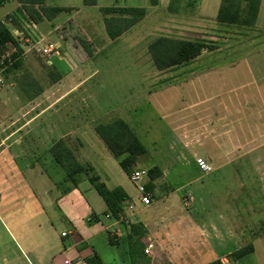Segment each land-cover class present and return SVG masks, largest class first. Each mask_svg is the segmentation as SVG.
<instances>
[{"label": "crops", "instance_id": "obj_1", "mask_svg": "<svg viewBox=\"0 0 264 264\" xmlns=\"http://www.w3.org/2000/svg\"><path fill=\"white\" fill-rule=\"evenodd\" d=\"M70 10L69 13L74 11ZM23 13L17 2H10L0 8V22L12 32L23 50L18 60L21 64L13 71L16 74L14 90L19 89L26 99L19 96L17 104L20 101L18 106L28 105L36 113L31 112L30 117L16 115L20 129L2 132L3 138L14 140L10 144L1 143L0 147L12 146L20 154L15 156L14 166L0 168L3 185L12 188L0 201L37 203L32 218L41 220L32 229H20V236L14 237L12 244L0 247V264H67L69 260H82L87 264H211L215 261L264 264V0H261L254 38L239 34L238 45H232L229 42H233L235 36L229 35L227 42L232 46L228 51L244 52V55L228 66L230 73L228 78L222 79V86L229 84L230 74L245 78L239 87L240 94L235 93L236 89L222 94L221 115L215 116L213 111V104L220 98L205 91L213 89L215 74L223 68H196L190 71L189 77L181 79L176 75L180 67L163 73L157 71L162 77L149 85L145 94L149 97L140 102L164 116L170 115L174 108L184 107L186 102L179 94L182 86L190 85L193 101H189V107L192 113L195 112L192 115L194 122L187 127L192 138L189 145L194 149L206 147L204 155L197 150L195 154L212 165V173H203L195 166V179L190 184L195 187L178 199L165 191L167 181L164 179L168 174L166 169L160 168L162 176L153 182V189L149 191L153 203L147 207L141 203L131 176V186L119 182L110 187L99 169L90 166L110 191L121 188L128 195L129 202L118 220L108 212L105 202L85 175L77 185L68 180L51 150L63 140L78 163L87 167L89 136L97 134V123L121 119L135 132L130 118L140 103L136 106L133 95L125 94L127 86H119L111 74L107 80L99 77L102 70L99 65L103 63L99 54L107 51L109 55L120 54L118 47L128 41V34L113 42L104 34L95 36L84 30L85 35L72 42H57L63 54L49 64L47 59L25 46L31 41L30 34L36 37L53 35L56 27L52 31L49 27L55 24L46 21L36 25L23 19ZM78 25L85 27L84 23ZM78 40L90 45L92 55L83 50ZM123 47L125 56L131 58L134 48ZM99 48L106 50L101 52ZM31 52L36 53L38 64L25 72L24 61L33 54ZM109 69H105L106 73ZM5 70L0 71L3 94L7 87ZM136 70L144 73L146 69L143 66ZM50 72L61 76V80L55 83ZM26 74L36 82L34 90L27 88L30 96L21 87V79ZM246 77L251 80L247 81ZM61 82L64 109L62 119L58 121L52 94L55 89H60ZM122 87L124 93H120ZM119 100L122 103H118ZM203 106L206 109L200 114L196 108ZM184 122L174 124L180 136L183 130L179 127ZM97 148L103 155L101 165L109 166V150L104 142H98ZM111 163L113 168L115 162ZM224 171H231L234 181L229 180L232 183L228 187L216 192L212 188L207 190L209 186L206 187L205 182L218 179V174ZM148 186L149 177L146 180ZM27 187L31 190L23 191ZM179 190L181 188L173 193ZM150 243L154 244V249L151 255H146ZM247 246L253 247V253L241 259L234 258V253Z\"/></svg>", "mask_w": 264, "mask_h": 264}, {"label": "rangeland", "instance_id": "obj_2", "mask_svg": "<svg viewBox=\"0 0 264 264\" xmlns=\"http://www.w3.org/2000/svg\"><path fill=\"white\" fill-rule=\"evenodd\" d=\"M221 2L222 0H158V5L153 7L150 4V0H96V6H87L84 0H47V6L49 7L74 9V11L69 14L63 13L53 21L55 25L49 27V31H52L54 27H56L53 35L48 34L45 37L44 35H37L39 39H37L34 34H30L28 37H34L36 41H43L44 43L52 42L54 44H57V42L62 44L65 42V44H67L69 40L72 42V39L74 40L76 37L79 38L85 35V31H89V33H93L95 36L104 34L107 37L104 16L100 11L102 8H145L147 11L146 18L132 31L127 33L128 41L126 40L127 42H124L122 45L120 44L118 47L121 53L109 55L107 53L109 51H107L106 53L99 54L98 58H100L101 62L103 61V63H101L102 67L99 65L103 70H100L99 77L107 80V78H109L108 74H111L112 77H114V82L118 83L119 86L125 84L128 91L126 90L125 92L122 87L120 88V93L125 92V94H132L133 98H135L134 104L137 106L138 103L143 102L149 97L145 96L148 92V88L158 82L162 77L160 73L153 69L150 58L147 55L148 46L154 39L167 36L183 40H206L215 43L219 50L215 52H206L196 61L181 66L180 70L177 72L179 74L176 75H178V79H181L189 77L190 71L196 68L224 69L216 72V82L213 89L211 88L205 91V93H214L217 98H220L216 100L215 105L213 104V111L216 116L221 115L223 112V107L220 104L223 99L221 98L222 94L224 95L229 89H236L235 93L237 95L240 94L239 87L242 82H244L242 80L245 78L243 76L230 74L229 84L227 86H222V79L228 78V74L230 73V67L228 66L234 62H238L241 56L244 55V52H237V54L228 51L230 46L238 45V41L234 39L233 42H229L232 45L228 44L229 35L226 34V31L223 30L224 28L217 23L216 18ZM78 23H84L85 27L79 26ZM44 29H46V27H44ZM25 34L27 35V33ZM31 45V43H26L25 48L28 49ZM122 46L134 48V55H132L131 58H127L124 52L125 48H122ZM99 50L103 52L106 49L102 50V48H99ZM34 52H31L33 54H29L26 57L27 59L24 61L23 71L25 70L26 72L28 68L38 64L35 59L36 53ZM61 53L63 54V50ZM143 66L146 69L143 71L144 73H140L141 71L136 70V67ZM14 67L15 64H13L7 72L5 71L6 74H3L6 75L5 80H7V87L5 88V94L2 92L4 89L3 87L1 88L2 91H0V145L5 142L9 144L10 142L13 143L14 139L3 138L2 132H13L20 129L21 124L17 123L15 119L16 115H26L30 117L32 113H36L35 111H31L28 105L18 106L20 101L19 104H17L19 96L23 99L26 98L19 89L16 88V90H14L16 75L15 72H13ZM105 69H109L110 72L106 73ZM131 69H133V72H131ZM2 70L3 69L0 68V71ZM246 78L247 81L251 80L250 77ZM61 84L62 82L60 83V89H55L52 94L53 99H55V118L58 121L62 119L64 109L61 97ZM181 88L182 91L179 95L186 102L182 109L174 108L170 115L168 113L164 116L159 111L155 112L150 109L148 105L140 103L137 106V111L133 113V116L130 118L131 125L135 127V133L147 151L146 156L139 161L136 169L144 170L147 172L148 177L149 170L155 167L166 169L168 178L164 179L167 181V185L164 187L165 191L172 193V197H177L178 199L188 194L195 187V185L191 186L190 184L195 179L196 160L202 159L201 155H204L206 149L205 146V148H202L203 150L199 148L194 149L189 145L192 142V138L190 137L191 131H189L187 127L194 122L192 115L195 111L192 113L189 107V101L192 99L190 96V85H186V87L182 86ZM118 103L122 102L119 100ZM209 108L211 109L212 107L209 106ZM196 109L197 112L203 114L206 107L203 106ZM181 120L185 122L183 125L180 123L181 126L179 129L183 130L180 136V132H176V126L174 124H178ZM100 124L101 123H97L96 126ZM89 137H91V141H89L87 147V166L93 168L97 167L102 178L109 181L110 187H113L119 182H125L131 186L129 177L121 171L122 169L118 162L109 152L107 153L109 156V163L107 162L109 166L101 165L100 161L103 155L98 153L97 143L101 142V144H103V142L97 134H94L93 137ZM196 150L201 155L196 156ZM18 154H20L19 150H16L12 146H1L0 168H2L1 166H7V168H9V166H14L15 156ZM111 162H115L113 163L115 164L113 168ZM93 164L98 166H93ZM218 175V179L212 180L209 178L210 182H205V186H209L207 190L212 188V190L216 192L220 188L228 187L232 183L229 180L234 181L231 176V171H224ZM1 176L2 175H0V199H4L6 194H10L12 188L3 185ZM180 188L181 190L173 193ZM14 190L15 188H13L12 192ZM30 190L31 188L29 187L23 188L25 192ZM13 199H15V197ZM37 208V203L31 201H13L8 203L3 202V200L0 201V247L12 244V242H14L13 238L20 236L18 233L20 229H32L40 222L41 219L32 218Z\"/></svg>", "mask_w": 264, "mask_h": 264}, {"label": "trees", "instance_id": "obj_3", "mask_svg": "<svg viewBox=\"0 0 264 264\" xmlns=\"http://www.w3.org/2000/svg\"><path fill=\"white\" fill-rule=\"evenodd\" d=\"M10 2H17L22 7V10H24L22 14L23 19L36 25L46 21L52 22L59 15L71 11L70 9L60 7H48L46 6V0H0V8ZM84 2L87 6L97 5L96 0H84ZM150 4L155 7L158 5V0H150ZM260 5L261 0H222L216 18L217 23L224 28L223 30L226 31V34L232 37L235 36L234 39H237V41L239 34H242L244 38L253 39ZM101 14L104 16L107 36L113 42H117L146 18L147 11L145 8L138 7H112L102 8ZM17 25L19 26V24ZM78 42L88 55H92V50L88 43L82 40H78ZM218 50L215 43L206 40H183L161 36L149 44L148 55L155 70L163 73L196 61L204 52H215ZM22 51L20 44L14 38L12 32L4 23L0 22V65L3 56L6 52H9L11 61L15 64L13 68V71H15L21 64L18 60ZM11 67H8L5 71L7 72ZM50 77H52L55 83L61 80V76H56L51 72ZM21 81L23 91L30 96L27 88L34 90L33 84L36 82L29 74L23 75ZM35 95H37L36 92ZM96 133L124 173L130 177L139 161L147 153L131 126L121 119H115L106 124L98 125ZM51 154L56 164L65 172L72 184L77 185L82 176L85 175L87 181L90 182L105 202L108 212L114 219L118 220L124 214L125 207L129 202V197L124 190L117 188L110 191L105 184L101 183L100 178L95 174L93 169L89 166L84 167L78 163L74 153L66 145L65 141L61 140L57 142L51 150ZM161 176L162 172L160 168L155 167L149 170L150 186L147 187L148 191L153 189V182ZM253 251L252 246H247L234 253L233 256L236 259H241L250 255ZM211 264H222V262L215 261Z\"/></svg>", "mask_w": 264, "mask_h": 264}, {"label": "built area", "instance_id": "obj_4", "mask_svg": "<svg viewBox=\"0 0 264 264\" xmlns=\"http://www.w3.org/2000/svg\"><path fill=\"white\" fill-rule=\"evenodd\" d=\"M37 39L39 37L37 36ZM34 42V44H33ZM27 44L31 43V50L39 53L41 56H43L45 59H47L48 63L51 64V62L54 59H60L61 58V52L59 47L52 43V42H46L43 41H36L34 37H31V41H27ZM13 62L11 61L10 53H6L3 59V62L1 63L2 69L5 70L8 67L12 66ZM196 164L200 171L203 173L209 174L214 171L212 165L204 160V159H197ZM148 179V174L144 170L140 169H134L131 175V181L136 186V189L138 190V193L140 195V201L144 206H151L153 203L152 195L147 190L146 187V180ZM66 237V234L63 235ZM154 249V244L150 243L145 250L146 255H151L152 251ZM67 264H87L83 262L82 260H69L66 262Z\"/></svg>", "mask_w": 264, "mask_h": 264}]
</instances>
